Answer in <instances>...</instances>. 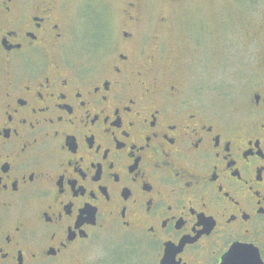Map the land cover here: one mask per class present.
Returning <instances> with one entry per match:
<instances>
[{
	"label": "flooded vegetation",
	"instance_id": "1",
	"mask_svg": "<svg viewBox=\"0 0 264 264\" xmlns=\"http://www.w3.org/2000/svg\"><path fill=\"white\" fill-rule=\"evenodd\" d=\"M76 1L0 0V264H264V11L248 0L259 71L225 116L166 47L172 18L144 34L160 0H106L86 62Z\"/></svg>",
	"mask_w": 264,
	"mask_h": 264
},
{
	"label": "rangeland",
	"instance_id": "2",
	"mask_svg": "<svg viewBox=\"0 0 264 264\" xmlns=\"http://www.w3.org/2000/svg\"><path fill=\"white\" fill-rule=\"evenodd\" d=\"M83 2L84 7L81 0L74 2L76 8L71 7L78 15L73 24L69 55L79 62L88 61L102 50L96 30L92 27L88 30L90 14L107 20L120 10L118 2ZM163 2L145 8V13L149 11L146 16L149 23L143 26L144 34L151 38L157 30L155 21L162 15L170 16L173 21L166 35V47L179 52L178 66L193 64V58L199 60L193 68L197 71L187 79L190 89H201L208 110L232 116L239 108V99L246 94L248 79L259 71L261 47L248 40L242 27L243 12L251 8L248 0H185L174 6ZM253 2L255 14L264 11V0Z\"/></svg>",
	"mask_w": 264,
	"mask_h": 264
}]
</instances>
